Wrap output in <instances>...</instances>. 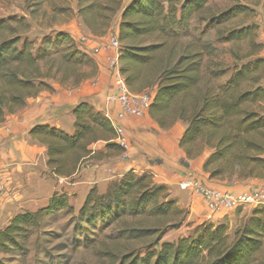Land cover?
<instances>
[{
    "label": "trees",
    "instance_id": "1",
    "mask_svg": "<svg viewBox=\"0 0 264 264\" xmlns=\"http://www.w3.org/2000/svg\"><path fill=\"white\" fill-rule=\"evenodd\" d=\"M209 2L131 0L123 7L122 0H78L77 16L90 34L103 37L119 15V72L131 93L155 89L148 114L159 129L186 124L178 145L186 160L207 152L202 171L227 185L264 181L263 45L255 43L253 25L220 36L222 43L249 44L244 57L232 58L236 64L245 61L233 64L220 83L227 71L211 61L212 48L195 35L196 24L216 28L251 11L235 5L208 15ZM30 29L24 19L0 21V124L41 92L53 93L50 82L73 90L97 75L95 62L68 33L44 36L37 44L27 38ZM72 116L71 134L49 125L29 131L46 148L50 175L70 179L90 157L125 153L111 122L87 102L77 104ZM97 143H103V153L90 149ZM69 200L54 192L46 207L11 217L0 229V256L25 257L32 238L48 242L45 228L68 218L71 246L90 247L108 264H264V205L244 215L233 230L225 222L203 221L188 236L168 242L169 232L191 226L189 210L150 173L129 171L103 193L90 188L76 213Z\"/></svg>",
    "mask_w": 264,
    "mask_h": 264
},
{
    "label": "crops",
    "instance_id": "2",
    "mask_svg": "<svg viewBox=\"0 0 264 264\" xmlns=\"http://www.w3.org/2000/svg\"><path fill=\"white\" fill-rule=\"evenodd\" d=\"M118 23L119 17L103 37L90 34L81 20L70 24L66 32L95 62L97 75L73 90L50 82L53 93L41 92L36 98L28 100L21 111L9 115L0 124V165L6 183L5 202L30 207L38 189L46 184V148L30 138V129L35 125H49L71 134L74 121L72 109L81 102H87L95 111L103 115L108 113L113 127L121 131L119 144L124 147L125 153L115 157V170L111 179L117 180L129 171L136 174L150 173L157 185L168 189L171 199L189 210L188 222L228 224L232 223L238 210L241 215L249 214L253 209L251 207L213 213L202 196L185 187L184 182L194 180L209 190L241 195L264 191V181L248 180L227 185L209 180L202 171L208 153L204 152L200 158L188 161L178 146L186 129L185 123L177 121L164 131L159 129L148 112L141 117L126 116L119 119L116 116L119 108L106 105L105 99L114 89L115 70L111 62L116 51L111 46V39L117 38ZM152 94H155V89ZM90 149L95 153L104 152L103 143L94 144Z\"/></svg>",
    "mask_w": 264,
    "mask_h": 264
},
{
    "label": "rangeland",
    "instance_id": "3",
    "mask_svg": "<svg viewBox=\"0 0 264 264\" xmlns=\"http://www.w3.org/2000/svg\"><path fill=\"white\" fill-rule=\"evenodd\" d=\"M130 1L122 0V6L124 7ZM77 2L78 0H0V21L24 19L31 26L27 38L39 44L44 36L66 32L70 24L81 20L77 16ZM263 3L264 0H210L208 15H217L235 5L244 6L251 11L248 15L238 16L230 23L216 28L210 27L207 23L196 24L195 35L210 44L213 52L211 61L217 65L220 63L222 70L227 71L233 64H236L232 60L234 55L244 57L249 52L247 40L238 44L222 43L219 40L220 36L225 35L231 29L255 26V43L263 45L259 57L264 58ZM244 61L236 65L240 66ZM228 76L227 71L220 83H223ZM115 161V157H90L81 164L77 173L70 179L56 178L46 170V184L41 186L42 189H38L36 198L30 207L5 202V196L0 198V229L4 228L11 217L20 211H36L46 207L54 192L67 194L70 197L69 205L76 213L90 188L96 187L99 193H103L108 184L116 180L111 179L115 170ZM243 216L241 211L240 215L236 213L232 223H228L229 228L233 230ZM68 221V218H58L55 222H51L44 230V235L51 236H47L48 242H43V238L39 240L32 238L29 252L25 257L2 255L0 264H108L107 257L96 254L90 247L74 248L71 246V242L67 240L70 239L71 234V229L66 230ZM197 224L199 223L195 222L189 227L184 226L178 231L169 232L164 241L173 242L178 238L188 236Z\"/></svg>",
    "mask_w": 264,
    "mask_h": 264
},
{
    "label": "built area",
    "instance_id": "4",
    "mask_svg": "<svg viewBox=\"0 0 264 264\" xmlns=\"http://www.w3.org/2000/svg\"><path fill=\"white\" fill-rule=\"evenodd\" d=\"M111 46L116 51V56L112 59L111 65L115 70L114 89L106 97L105 103L108 107L117 106L119 110L116 113L117 118L121 119L126 116L141 117L146 114L152 104L154 95L152 91H144L139 94L131 93L119 72L118 51L119 45L117 38L111 39ZM104 116L111 122L108 113ZM116 130V129H115ZM120 136L118 143L121 142V131L116 130ZM5 179L3 168L0 165V198L5 195ZM185 187L190 188L194 193L202 196L208 209L211 212H234L243 207L255 208L264 205V191H256L236 195L230 192H219L209 190L200 185L197 181L189 180L184 182Z\"/></svg>",
    "mask_w": 264,
    "mask_h": 264
},
{
    "label": "water",
    "instance_id": "5",
    "mask_svg": "<svg viewBox=\"0 0 264 264\" xmlns=\"http://www.w3.org/2000/svg\"><path fill=\"white\" fill-rule=\"evenodd\" d=\"M185 166H187V165H185Z\"/></svg>",
    "mask_w": 264,
    "mask_h": 264
}]
</instances>
